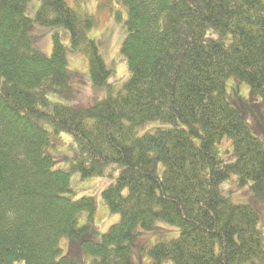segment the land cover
Wrapping results in <instances>:
<instances>
[{
    "label": "trees",
    "instance_id": "16d2710c",
    "mask_svg": "<svg viewBox=\"0 0 264 264\" xmlns=\"http://www.w3.org/2000/svg\"><path fill=\"white\" fill-rule=\"evenodd\" d=\"M30 1L0 0V264H81V255L130 264L137 231L159 220L179 236L150 246L148 264H264L257 210L220 189L235 176L264 203L263 144L225 90L233 77L264 103V0H101L125 29L129 76L119 90L88 37L96 15L41 0L32 20ZM32 22L68 32L92 86L104 90L100 102L72 109L51 100L69 89L66 48L55 33L51 55L41 53ZM152 122L169 127L137 134ZM60 132L77 151L68 170L44 153ZM224 142L235 156L229 163ZM75 172L113 180L102 198L120 220L104 234L78 225L95 201L69 196ZM62 239L78 254L61 255Z\"/></svg>",
    "mask_w": 264,
    "mask_h": 264
},
{
    "label": "rangeland",
    "instance_id": "374dc122",
    "mask_svg": "<svg viewBox=\"0 0 264 264\" xmlns=\"http://www.w3.org/2000/svg\"><path fill=\"white\" fill-rule=\"evenodd\" d=\"M70 7L86 11L96 15L98 24L88 32V37L93 39L97 45L107 68L111 70L110 82L116 90H119L128 79V69L126 60L121 54V46L125 38L123 21H116L106 9H99L101 0H65ZM41 0H31L27 5V15L34 20L35 14L40 6ZM118 7V6H116ZM117 10L122 11L121 8ZM123 19H124V15ZM122 19V20H123ZM58 34L61 43L66 48L67 69L69 74V89L61 93L50 95L51 100L64 104L72 109H85L94 106L104 97V90L94 88L91 84L86 57L70 48L69 34L61 27H46L36 22H32L29 27V36L35 47L44 55L50 56L52 52V36ZM225 90L229 103L241 114L242 118L249 125L251 133L257 137L264 147V103L258 96L252 95L250 87L245 82L233 77L225 81ZM168 125L158 122L147 123L137 129L139 136L157 128H167ZM49 145L45 147L44 153L51 156L55 169L68 170L76 156V147L72 137L64 132L57 135L51 134ZM222 145V149L230 154L222 153L226 163L235 159L230 143ZM70 183L73 194L69 195L73 200L82 197H91L95 201V212L91 219L86 213L79 217L78 225L89 224L96 228L100 234H104L108 229L119 222L120 215L112 213L102 198V191L113 183L108 178H87L81 179L78 173L70 176ZM221 191L234 203L246 204L254 207L259 216L258 227L262 232L261 246L264 251V203L259 202L252 195L249 185L239 186L235 176L220 185ZM179 236L178 228L171 226L164 221H156L150 230H138L134 242L131 244V263L148 264L149 257L147 249L159 238L168 240ZM99 241V237L92 238ZM61 255L74 256L78 254L77 246L68 240L62 239L59 243ZM81 254V253H80ZM81 264H89L91 258L81 255ZM163 264H173L165 261Z\"/></svg>",
    "mask_w": 264,
    "mask_h": 264
}]
</instances>
